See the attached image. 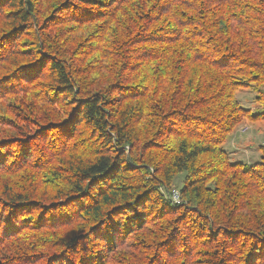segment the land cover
Returning a JSON list of instances; mask_svg holds the SVG:
<instances>
[{
  "label": "trees",
  "instance_id": "1",
  "mask_svg": "<svg viewBox=\"0 0 264 264\" xmlns=\"http://www.w3.org/2000/svg\"><path fill=\"white\" fill-rule=\"evenodd\" d=\"M242 119L264 0H0V264H264Z\"/></svg>",
  "mask_w": 264,
  "mask_h": 264
},
{
  "label": "rangeland",
  "instance_id": "2",
  "mask_svg": "<svg viewBox=\"0 0 264 264\" xmlns=\"http://www.w3.org/2000/svg\"><path fill=\"white\" fill-rule=\"evenodd\" d=\"M253 96V91L245 87H240L236 91V97L243 107H249L254 103ZM230 133L221 145L227 152L230 161H237L246 165L261 161L260 146L264 145V120L242 119ZM181 177L182 174L177 175L175 186L166 190L169 191L171 188L179 190Z\"/></svg>",
  "mask_w": 264,
  "mask_h": 264
},
{
  "label": "built area",
  "instance_id": "3",
  "mask_svg": "<svg viewBox=\"0 0 264 264\" xmlns=\"http://www.w3.org/2000/svg\"><path fill=\"white\" fill-rule=\"evenodd\" d=\"M166 197L172 202L180 201V193L179 190L175 188H171L167 193H165Z\"/></svg>",
  "mask_w": 264,
  "mask_h": 264
}]
</instances>
